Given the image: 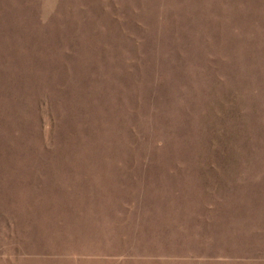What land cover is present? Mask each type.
I'll return each instance as SVG.
<instances>
[{
  "label": "rangeland",
  "instance_id": "rangeland-1",
  "mask_svg": "<svg viewBox=\"0 0 264 264\" xmlns=\"http://www.w3.org/2000/svg\"><path fill=\"white\" fill-rule=\"evenodd\" d=\"M0 264H264V0H0Z\"/></svg>",
  "mask_w": 264,
  "mask_h": 264
}]
</instances>
